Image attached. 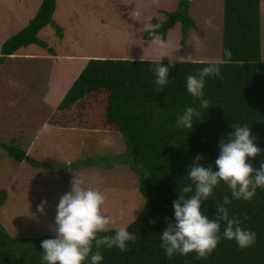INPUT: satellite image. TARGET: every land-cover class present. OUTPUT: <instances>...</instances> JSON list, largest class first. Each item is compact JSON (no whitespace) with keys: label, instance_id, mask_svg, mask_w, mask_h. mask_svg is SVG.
Returning <instances> with one entry per match:
<instances>
[{"label":"trees","instance_id":"obj_1","mask_svg":"<svg viewBox=\"0 0 264 264\" xmlns=\"http://www.w3.org/2000/svg\"><path fill=\"white\" fill-rule=\"evenodd\" d=\"M190 2V0H189ZM188 4V1H186ZM168 13L163 22L156 21V36L166 38L177 24L182 28L185 42L195 22L187 5ZM57 0H42L41 5L18 33L1 46L0 65L6 58L16 55L31 45L53 51L39 33L50 26L59 37L64 29L54 21ZM143 38L152 40L146 31ZM231 56H225V50ZM261 0H224L223 54L220 62L175 61L170 67L166 85L155 84L154 66L169 61L144 59L90 58L77 79L50 114L47 124L58 129L106 131L123 135L131 169L139 177V192L144 199V209L138 218L127 226L135 234L123 252L113 246H101L100 264H264V189H257L251 200L231 197L228 186L221 181L207 201L202 212L216 218L213 205H226L229 216L241 226L256 233L255 242L240 248L234 240L222 237L217 247L206 257L194 252L167 257L160 246L159 233L173 218L172 201L190 184L186 172L199 156L206 166L214 164L219 154L221 137L234 129L232 125H247L255 137L260 152L249 158L254 168L264 161V62L261 53ZM215 63L219 74L205 78L203 96L208 108H200L199 100L184 87L187 75H196L206 64ZM187 106L197 110L191 129L178 128L177 117ZM3 146L16 161H26L35 167L49 166L32 160L23 150ZM215 170V169H214ZM8 194L0 190V208ZM223 223V222H221ZM112 230L98 235H112ZM12 238L0 225V264H41V241ZM84 264H88L86 260Z\"/></svg>","mask_w":264,"mask_h":264},{"label":"rangeland","instance_id":"obj_2","mask_svg":"<svg viewBox=\"0 0 264 264\" xmlns=\"http://www.w3.org/2000/svg\"><path fill=\"white\" fill-rule=\"evenodd\" d=\"M41 1L0 0V49L29 23ZM184 4L195 22L185 42L180 24L166 38L157 36L164 47L143 38L145 23L163 22ZM223 16L224 0H57L53 19L63 36L50 26L38 35L53 51L31 45L0 65V144L49 165L18 162L0 146V190L8 194L0 225L10 237H54L56 205L76 174L83 186L104 193L103 211L114 220L109 230L138 218L145 202L123 135L58 129L47 124L48 117L90 58L222 61ZM261 49L264 62V0ZM42 201L43 213L37 207Z\"/></svg>","mask_w":264,"mask_h":264},{"label":"clouds","instance_id":"obj_3","mask_svg":"<svg viewBox=\"0 0 264 264\" xmlns=\"http://www.w3.org/2000/svg\"><path fill=\"white\" fill-rule=\"evenodd\" d=\"M145 31L149 32L152 43L157 47H164L165 41L159 39L154 29L159 24L145 23ZM225 56L230 57L231 51L225 50ZM175 61L169 65L161 62L152 69L155 75V84L160 87L169 80V70ZM219 74V67L215 63L206 64L198 74L187 75L184 87L187 92L199 100L200 108H208V101L203 96L205 78ZM197 110L187 106L177 117L178 128L191 129ZM234 129L219 142V154L214 164L205 165L201 157L194 158L187 168L186 175L190 184L181 189L182 193H191L188 196L180 194L172 201L173 218L168 226L159 233L160 246L167 257L175 254L188 255L194 252L199 257H206L218 245L222 237L225 240H234L240 248H246L255 242L256 233L241 226L235 217L229 216L226 205L231 203L229 196H224L223 203L213 205L216 218L205 215L201 208L204 201L212 194L213 189L223 181L235 199L251 200L257 189H264V161L254 168L249 158H255L261 151L255 144V137L247 125H232ZM215 169V170H214ZM70 190L60 196L56 205L54 221L55 236L41 241V264H100L103 256L99 251H93V245L100 248L117 247L121 252L127 249L129 241L135 240V234L128 231L127 225L112 229V235H98L108 232L109 225L114 223L111 216L103 211L105 195L102 191L85 187L84 180L77 174L70 182ZM46 201L38 205V210L44 212ZM223 222V223H221Z\"/></svg>","mask_w":264,"mask_h":264}]
</instances>
